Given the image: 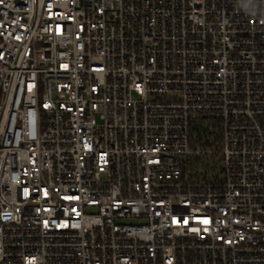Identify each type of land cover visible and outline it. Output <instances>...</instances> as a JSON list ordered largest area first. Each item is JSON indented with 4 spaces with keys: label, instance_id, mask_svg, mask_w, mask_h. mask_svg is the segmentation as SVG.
Listing matches in <instances>:
<instances>
[{
    "label": "built area",
    "instance_id": "built-area-1",
    "mask_svg": "<svg viewBox=\"0 0 264 264\" xmlns=\"http://www.w3.org/2000/svg\"><path fill=\"white\" fill-rule=\"evenodd\" d=\"M0 264H264V0H0Z\"/></svg>",
    "mask_w": 264,
    "mask_h": 264
}]
</instances>
